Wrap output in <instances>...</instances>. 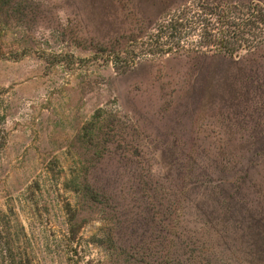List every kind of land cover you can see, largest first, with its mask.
<instances>
[{"label":"rangeland","instance_id":"1","mask_svg":"<svg viewBox=\"0 0 264 264\" xmlns=\"http://www.w3.org/2000/svg\"><path fill=\"white\" fill-rule=\"evenodd\" d=\"M137 1L14 0L10 15L0 11V262L11 246L22 264H133L121 249L127 241L108 222L116 205L97 208L87 198L89 174L105 151L101 134L120 143L121 153H136L134 165L113 157L101 168L119 177L108 191L123 204L136 190L132 173L177 170L174 159L182 155L167 148L184 142L177 121L193 124L195 139L215 153L226 141L240 147L254 127L264 131V91L255 95V85L239 75L242 65L228 72L222 61L206 63L231 75L239 96L252 87L219 119L214 108L185 96L189 60L146 55L128 69L108 62L107 53L95 56L104 44L119 45L111 25L128 20L142 32ZM95 28L112 40L101 41ZM260 190L255 197L264 185Z\"/></svg>","mask_w":264,"mask_h":264},{"label":"trees","instance_id":"2","mask_svg":"<svg viewBox=\"0 0 264 264\" xmlns=\"http://www.w3.org/2000/svg\"><path fill=\"white\" fill-rule=\"evenodd\" d=\"M15 5L14 0H0V11L7 8L10 15ZM136 10L145 32L141 28L142 32L134 33L128 20L123 27L113 24L110 33L119 45L104 44L95 49V56L107 53L108 62H124L128 69L146 55L189 60L192 67L186 74L192 79L185 96L194 105L214 108L219 119L223 108L234 110L252 87L239 96L231 75L207 67L208 61L224 62L221 65L228 72L242 65L237 67L239 75L255 85L256 96L263 93L264 0H138ZM95 29L101 41L112 40L113 36ZM177 123L176 130L181 131L177 137L184 142L163 145L179 149L182 156L174 159L177 170L162 175L132 173L136 190L123 204L114 191H108L109 183L119 177L102 173L101 168L103 161L113 157L120 164L134 165L136 153H121L120 143L101 134L105 151L86 182L88 201L97 208L106 202L116 205L108 222L115 235L127 241L121 249L129 251L133 264H264V193L254 194L264 185V175L254 172L264 173V165L257 163L264 159V131L254 127L246 143L238 147L226 141L215 153L195 139L200 134L193 124ZM7 252L0 264H22L11 246Z\"/></svg>","mask_w":264,"mask_h":264}]
</instances>
